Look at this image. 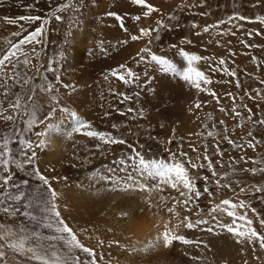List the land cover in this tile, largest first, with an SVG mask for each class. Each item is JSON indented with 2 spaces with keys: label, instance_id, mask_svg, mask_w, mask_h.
I'll return each mask as SVG.
<instances>
[{
  "label": "rangeland",
  "instance_id": "obj_1",
  "mask_svg": "<svg viewBox=\"0 0 264 264\" xmlns=\"http://www.w3.org/2000/svg\"><path fill=\"white\" fill-rule=\"evenodd\" d=\"M65 3H74L75 7L59 11L60 5ZM147 3L159 11L145 17L146 6L135 0H0V51L8 47L9 39L16 42L18 38L11 33L21 30L17 25L8 24L5 17L16 19L39 15L49 20L43 44L36 46L37 51L44 48L39 63L33 59L37 68L40 64L44 67L40 68L41 76L33 81L32 86L41 84L42 76L46 74L54 91L49 94L37 88L29 101V105L33 102L37 105V124L24 137L35 146V164L56 189V203L63 219L86 247L96 251L97 264H264V249L258 244L253 247L248 242L239 243L237 237L223 229L207 231L215 223L209 209L223 199H231L233 202L245 200L256 209L259 218L251 211L248 215L257 231L264 234V227L259 225V219H264V199H261L264 193L252 190L253 185L264 186V173L252 175L243 171L262 165L241 160V157L264 160V126L253 127L252 122L247 121L248 113L243 107L246 104L252 109L253 120L264 119V84L260 83L264 80V24L256 19L264 17V0H146ZM18 9L23 12L19 14ZM56 15L63 19L56 20ZM136 16L141 19L137 21ZM239 16L247 19L241 21ZM229 17H233L231 23H228ZM161 20L167 27L159 29L158 40L154 39L155 32L144 40H131L132 35L139 34L140 28H156L157 21ZM20 23L27 29L22 35L40 25V22ZM193 24L198 27L194 28ZM205 26H209V31H204ZM249 33L253 35L249 36ZM149 39L153 40L152 51L174 64L175 72L162 71L163 66L152 61L150 56L139 60L137 54L148 46ZM75 42L79 43L80 52L75 51ZM31 47L25 46V51L30 52ZM182 51L209 59L193 61L189 65L181 55ZM220 59L226 63L213 71ZM49 60L53 61L54 74L45 73ZM121 64L136 74L128 77L127 84L112 76L113 70L123 71L118 67ZM189 67L203 71L212 80L211 84L201 81V86L209 92L215 91L219 102L208 92L183 80L182 73ZM230 71L237 75L232 77ZM35 72L36 68H33L28 75ZM17 92H20L19 88L13 89V93ZM229 92L235 101L227 96ZM121 94L132 99L125 100ZM52 95L59 103L51 99ZM12 99L14 95L4 101L3 107L6 108ZM0 100H4L2 95ZM196 102L201 103L200 109L194 107ZM233 107L241 113L240 117L233 119ZM129 108L135 111L129 112ZM221 108L225 111L221 112ZM72 113L85 125L80 131H76L77 119ZM41 119L45 120L44 124H39ZM221 120L224 124L220 123ZM242 120L243 126L238 127ZM16 124L22 130L26 128L23 121L17 120ZM225 128L229 130L230 139L245 146L243 150L230 146L223 139ZM88 131L110 133L127 144H106L99 137L86 135ZM210 131L218 135L209 136ZM249 131L255 140L260 141L255 151L247 148ZM36 132L43 135L37 137ZM14 134L13 122L0 119V142L6 135L12 137ZM49 141L53 142L52 146ZM217 143L224 152L223 157L215 155ZM190 145L196 148L195 152ZM9 146L14 154L19 148L18 143ZM132 147L141 151L146 159L168 160L165 149H170L172 152H187L194 163L199 155L200 162L207 163L204 160L206 154L212 160L221 184L232 185V189L216 188L212 169L189 168V175L197 188L203 190L205 182L201 177L208 176L207 187L213 192V197L205 195L196 202L203 209L199 216L195 206L191 212L177 206L181 220L189 216L193 223L199 219L209 221L208 225L193 229L180 225L176 234L190 243L174 241L171 246H164L156 242L147 251H130L132 248L143 249L149 241H155L170 219L169 227L177 223L167 213L163 197L180 198L179 193L167 186H163L162 192L123 190L122 184L94 178L97 171L104 176L109 174V169H118L119 165L113 161L134 155ZM13 171L18 180H29L25 189L29 199L39 203L41 196L46 198L47 188L31 175V166L23 170L13 168ZM117 175L123 173L117 172ZM142 182L151 188L158 181L148 179ZM240 187H247L248 191L241 193ZM171 206L169 200L167 207ZM237 211L243 214L244 210ZM215 216L220 222L231 223L232 218L223 212ZM0 223L16 229L19 220L0 213ZM81 229L86 231L81 232ZM51 234L54 233L43 232V235ZM100 241L104 242L103 245ZM110 242L118 243L109 246ZM57 250L79 256L81 261L90 259L79 250L68 252L62 244H57ZM5 251L6 256L0 264H39L27 261L11 249Z\"/></svg>",
  "mask_w": 264,
  "mask_h": 264
},
{
  "label": "snow or ice",
  "instance_id": "obj_2",
  "mask_svg": "<svg viewBox=\"0 0 264 264\" xmlns=\"http://www.w3.org/2000/svg\"><path fill=\"white\" fill-rule=\"evenodd\" d=\"M135 2L146 6L147 11L143 13L145 17L150 16L153 12L159 11V9L155 8L152 4H146V0H135ZM74 7V3H65L60 5L58 10L63 12L65 10H72ZM4 19L10 25H17L21 30L11 33V36L17 37L18 39L16 42L9 39L7 41L8 47L0 51V90H2L0 91V95L4 97V100H0V119H3L4 121H12L13 126L15 127V134L12 137L6 135L3 141L0 142V213H3L5 217L17 218L19 223L17 224L16 229H13L5 223H0V242H2L0 243V260H3L6 256L5 249H11L14 253H18L27 261H35L39 262V264H97L96 251L91 247H86L78 238L77 232H75L61 216V212L59 211L56 203L58 193L56 189L53 188L52 182L49 178L43 175L40 172L39 167L35 164L36 150L34 144L30 139L24 138L25 134L32 132L34 125L37 124V105L35 102L29 105V101H32L37 88H40L41 91L49 94L54 91V86L52 83L48 82L46 74L42 76L41 84L32 86L33 81L37 77L41 76L40 68L44 67L43 64H40V68H37V66L33 64V59H36L39 63V59L41 53L44 51V48L41 47L40 51H37L36 46L43 44L45 26L49 23V20L43 19L39 15L20 16L16 19L5 17ZM55 19L62 20L63 17L56 15ZM135 19L139 21L141 18L140 16H136ZM169 19H171V17ZM232 19L233 17H229L228 23H231ZM238 19L243 21L247 19V17L239 16ZM256 19L264 24V17H257ZM21 21H27L30 24L40 22V25L35 27L34 30L28 31L27 35H22L24 31H27V29H25L24 25L20 23ZM220 23L224 22L221 21ZM121 26L123 27V24ZM161 27H167L162 20L157 21L156 28L142 27L139 29L138 35L131 36V40L137 41L143 39L144 37H151L153 32L156 33L154 39L158 40L159 29ZM193 27L196 28L198 25L193 24ZM125 31H127V29H125ZM204 31H209V26H205ZM198 34L199 33H197V35ZM256 34L259 35L260 33ZM248 35L251 36L253 34L249 33ZM124 43H127V41H124ZM152 43L153 40L149 39L147 41L148 46H145L140 50L137 54L139 60L143 61L150 56L152 61H155L159 65L163 66L161 69L162 71L175 72L177 69L174 64H172L164 56L157 55L152 51V48L150 47ZM186 43H190V41H186ZM28 45L32 46L30 52L25 51V46ZM173 47H175V45ZM248 47H254V45H248ZM141 53L143 55H141ZM181 55L186 58L189 65H191L193 61H207L209 59L208 57L190 55L185 51H182ZM225 63L224 59H220L218 65L213 67L212 70H217L219 66H222ZM52 64L53 61L49 60L45 73L54 74L55 69ZM118 67L123 71L113 70L112 76L117 77L126 84L129 83L128 77H134L136 75L133 70L126 65L121 64ZM33 68H36V72L29 76L28 73ZM229 74L232 77L237 75L235 71H230ZM182 78L184 81L194 84L197 89L208 92V94L219 102V97L215 91L209 92V89L202 88L201 81L204 84L212 83V80L203 71L189 67L187 71L182 73ZM236 83L237 86H239L238 80ZM260 83L264 84V80ZM16 88H19L20 92L13 93V89ZM256 94L259 96V90H257ZM10 95H14V99L9 100L7 107L5 108L3 107L4 101L8 100ZM121 95H123L125 100L132 99L130 96L124 94ZM137 95H139V93H137ZM247 95H249V98L255 99V97L251 96V94ZM227 96L233 101L236 99L230 92L227 93ZM25 97L27 99H25ZM51 99L56 101V103H59L54 95L51 96ZM201 106L200 102H196L194 105L196 109H200ZM243 107L248 113L247 121H251L253 127L256 125L264 126V119L253 120L254 114L252 113V109L246 104L243 105ZM65 111L68 110L65 109ZM128 111L133 112L135 110L129 108ZM220 111L224 112L225 109L221 108ZM231 111L233 119L240 117L241 113L238 112L235 107H233ZM50 114L51 113H49V115ZM72 115L77 119L78 127L76 128V131H80L85 127V125L79 120V117L76 116L75 113H72ZM24 117L28 118L25 120ZM46 118L47 117H45V119ZM17 120L23 121L26 124V128L23 130L19 128L16 124ZM38 122L39 124H44L45 120L41 119ZM220 123L224 124V121L221 120ZM243 123L244 121L242 120L237 126L241 127L243 126ZM113 127H115V125H113ZM205 127H207V125H205ZM228 131L229 130L225 128V135L223 139L226 140L230 146L243 150L245 146L242 144H236L234 140L230 139L227 135ZM85 134L91 137H99V139L106 144H127V141L124 139H117L110 133L88 131ZM35 135L39 137L43 135V133L36 132ZM208 135L214 137L218 135V133L210 131L208 132ZM247 135L249 137L247 141V148L255 151L260 141L255 140L251 131H249ZM11 143L19 144V148L15 150V154L13 149L9 146ZM169 143H171V141H169ZM206 147L207 146L205 145V148ZM190 148H192V151H196V148L191 145ZM214 149L215 155L220 157L224 156V152L220 151L219 143L214 146ZM165 151L168 152V160L146 159L141 151L132 147L134 155L120 157L118 160L113 161L114 164L119 165L118 169L111 168L108 170L109 174L104 176H101L99 171L94 174V178L100 179L104 182L122 184L123 190L132 189L143 192L156 190L162 192L163 186H167L179 193L180 198L175 196L163 197L167 213H169L171 217H174L177 220V223L174 226L169 227V224H171L170 219L164 224L163 232L157 235L155 241H149L148 245H146L143 249L132 248L130 251H147L148 247L154 246L156 242L162 243L164 246H171L174 241L190 243V241H188L185 237L176 234L180 225L183 224L186 229H193L194 227H199L200 225L209 224L207 219H199L193 223L191 217L189 216H185L183 220H181L180 214L176 211V209L177 206H180L184 209V211L191 212L195 206L197 208V216L203 212V209L199 208V205L196 202L205 195L209 198L213 197V192L207 187L209 177H201V179L205 182V186L201 191L197 188L194 179L190 177L189 168L212 169V176L216 178L218 174L215 171L212 160L204 154V160L207 163L200 162L199 155L196 157L197 162L194 163L193 159L188 156L187 152H172L170 149H165ZM241 160L245 163L251 162L253 164L262 165L260 167H252L250 169L245 168L243 171L249 172L252 175L264 173V160H253L251 157H241ZM233 162L239 163V161ZM27 166H31L32 168L31 175L41 181L42 186H46L47 188L46 198L45 196H41L39 203H34L33 200L29 199V195L25 190L29 185V180H18L16 178V172L13 171V168L23 170ZM221 167H223V165H221ZM129 169H131V171ZM117 172L123 173V175L118 176ZM224 175L227 176L228 174L225 173ZM148 179L156 180L158 182L150 188L146 182H142ZM214 184L216 188L232 189L231 184H221L220 179L218 178L214 179ZM252 190L254 193H264V186L253 185ZM239 191L241 193H245L248 191V188L240 187ZM261 199H264V197H261ZM169 200L172 201L171 207H167ZM209 203H211V200H209ZM237 209L244 210L243 214H240ZM248 211H251L254 216L259 218V214L256 212V209L251 208L245 200L233 202L231 199H223L209 209L210 215H212V219L215 223L214 226H209L207 231L213 232L217 228L223 229L237 237V242L239 243L248 242L253 247L258 244L261 249H264V234L258 232L253 226V219L249 217ZM218 212H223L228 217H231V223L220 222L217 220L215 214ZM21 217L23 218L22 220L19 219ZM259 225L264 227V219H259ZM44 230H48L50 233L54 234L43 235ZM80 231L84 232L86 230L81 229ZM103 243V241H100L101 245H103ZM112 243L118 242H110L109 246H111ZM57 244H62L70 253L74 252V250H79L81 253L86 254V256L90 259L81 261L79 256L74 254L66 255L57 250Z\"/></svg>",
  "mask_w": 264,
  "mask_h": 264
},
{
  "label": "bare ground",
  "instance_id": "obj_3",
  "mask_svg": "<svg viewBox=\"0 0 264 264\" xmlns=\"http://www.w3.org/2000/svg\"><path fill=\"white\" fill-rule=\"evenodd\" d=\"M21 1H22V0H21ZM19 3H22V2L19 1ZM12 4H13V3H12ZM25 5H26V4H25ZM30 5H32V4H30ZM30 5H29V6H30ZM36 5H37V4H36ZM25 7H26V6H25ZM21 9L24 10L23 7H22ZM22 10L18 9V13L21 14V13L23 12ZM30 10H31V9H30ZM25 13H26V12H25ZM22 15H23V14H22ZM25 15H26V14H25ZM140 40H141V39H140ZM140 40H139V41H140ZM143 40H144V39H143ZM142 44H143V43H142ZM137 46H138V45H137ZM139 46H141V44H140ZM133 47H134V46H133ZM74 48H75V51H77V52H80V51L82 50V49L79 47V43L77 44L76 42L74 43ZM128 49H129V48H128ZM136 49H137V48H136ZM77 52H76V53H77ZM132 52H133V51H132ZM132 52H131V53H132ZM128 54H129V53H128ZM77 57H78V56H77ZM186 119L189 120L188 117H186ZM52 138H53V137H52ZM50 140H51V139H50ZM52 140H53V139H52ZM49 143H51L49 146H52V145H53V142H52V141H51V142L49 141ZM149 227H150V226H149ZM143 231H144V230H143ZM144 232H145V231H144ZM143 234H144V233H143ZM144 236H145V235H144ZM142 239L145 240L144 237H143Z\"/></svg>",
  "mask_w": 264,
  "mask_h": 264
}]
</instances>
